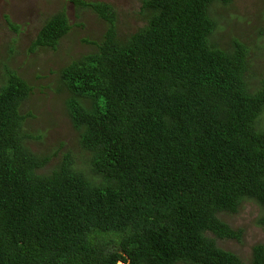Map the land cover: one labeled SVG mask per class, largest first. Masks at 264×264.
<instances>
[{"label": "trees", "instance_id": "16d2710c", "mask_svg": "<svg viewBox=\"0 0 264 264\" xmlns=\"http://www.w3.org/2000/svg\"><path fill=\"white\" fill-rule=\"evenodd\" d=\"M79 2L106 30L50 73L89 172L69 156L47 167L53 154L30 147L43 131L26 124L37 117L25 107L34 87L5 56L0 264H264V243L249 262L218 243L242 239L222 216L246 200L262 207L264 226V80L252 91L247 79L261 47L211 40V7L232 0H142L144 25L121 35L116 6ZM66 15H53L37 44L57 49Z\"/></svg>", "mask_w": 264, "mask_h": 264}, {"label": "rangeland", "instance_id": "374dc122", "mask_svg": "<svg viewBox=\"0 0 264 264\" xmlns=\"http://www.w3.org/2000/svg\"><path fill=\"white\" fill-rule=\"evenodd\" d=\"M94 1V0H81ZM108 1L119 10L117 22L121 34H129L144 25L140 14L142 0H102ZM218 26L211 40L218 46L228 49L234 45L233 39L239 38L247 45L264 48V0H232L231 3L216 2L211 12ZM66 13L70 29L62 36L57 49L37 44L41 40L43 28L55 14ZM79 0H0V78L3 76L1 64L6 60L16 67L29 80L32 91L31 111L37 117L26 124L33 129L43 128L42 138L30 141L34 151L43 155L53 154L47 164L66 159L69 156L83 171L89 172V156L80 141V134L74 127L67 108V96L57 89L55 77L58 71L73 59L94 50L89 39L102 35L107 22ZM129 32V33H127ZM15 47V49H14ZM257 50L254 59L255 69L248 73L249 88L255 91L264 80V53ZM29 76V77H28ZM1 82V81H0ZM264 122V114L261 117ZM33 124V126H32ZM28 144V142H27ZM262 207L254 200H246L239 210L222 216L235 229L242 228L241 240L234 238L218 239L223 248L236 252L249 262L253 257L254 246L264 243V226L259 223ZM123 264V263H119Z\"/></svg>", "mask_w": 264, "mask_h": 264}, {"label": "clouds", "instance_id": "9594fccd", "mask_svg": "<svg viewBox=\"0 0 264 264\" xmlns=\"http://www.w3.org/2000/svg\"><path fill=\"white\" fill-rule=\"evenodd\" d=\"M70 25V24H69ZM71 27V26H70Z\"/></svg>", "mask_w": 264, "mask_h": 264}]
</instances>
